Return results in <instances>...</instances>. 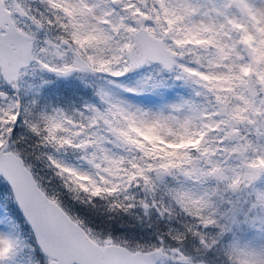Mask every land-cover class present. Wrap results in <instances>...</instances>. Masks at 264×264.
<instances>
[{"label":"snow or ice","instance_id":"6c2138e0","mask_svg":"<svg viewBox=\"0 0 264 264\" xmlns=\"http://www.w3.org/2000/svg\"><path fill=\"white\" fill-rule=\"evenodd\" d=\"M0 264H264V0H0Z\"/></svg>","mask_w":264,"mask_h":264}]
</instances>
